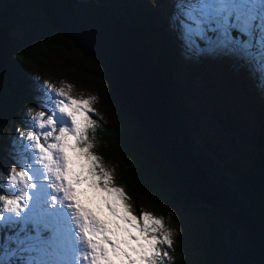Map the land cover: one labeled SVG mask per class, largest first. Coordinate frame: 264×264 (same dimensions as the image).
<instances>
[{
    "label": "snow or ice",
    "instance_id": "1",
    "mask_svg": "<svg viewBox=\"0 0 264 264\" xmlns=\"http://www.w3.org/2000/svg\"><path fill=\"white\" fill-rule=\"evenodd\" d=\"M173 10L186 55L233 58L264 91V0H173ZM42 90L0 170V264H174L173 230L162 216L132 215L92 151L97 97L48 81Z\"/></svg>",
    "mask_w": 264,
    "mask_h": 264
},
{
    "label": "trees",
    "instance_id": "2",
    "mask_svg": "<svg viewBox=\"0 0 264 264\" xmlns=\"http://www.w3.org/2000/svg\"><path fill=\"white\" fill-rule=\"evenodd\" d=\"M96 1L111 3L117 17L131 23L134 31L140 34L147 46L149 56L154 63L161 67L165 80L174 89V101L178 111L183 119L186 118L187 112L183 107L181 94L178 93L179 86L176 85L173 75V72L181 69L180 65L174 60L177 42L172 33L166 32L159 26L163 22L160 17H157L156 21L154 20L149 2L147 0ZM16 26L21 28V34L18 39L9 40L7 38L9 42L7 66L0 78V124H2L0 130L3 128L6 133L12 129V142L9 143L8 139H5L0 133V155L5 154L12 159L11 157L14 154L13 141L19 136V132H15L14 125L16 122L21 123L20 130L22 127L28 126V122L20 116L22 112H19L17 108L22 106L24 99H26L28 105L32 106L30 97L32 98L35 92L27 84L28 80L22 75V72H17L18 61H27L36 67L39 65L41 57L60 54L64 59L61 69L71 80L76 81L80 76H84L93 81H101L102 84L97 83V85L103 87L104 92H106L110 102L109 108L112 113H115V119L118 124L128 126L127 133L120 131L115 124L99 130L97 133L99 138V140L97 139V152L101 153L103 160L107 162L114 160V183L122 186L129 197L128 202L131 203L133 210L138 214L137 202L145 203L150 206L154 215L164 217L168 207L174 203L182 207L187 216L203 215L204 209H207L215 218L214 226L208 228L206 226L203 230V232H206L204 234L206 238L203 237V234L190 237L184 231H180L179 235L175 234L174 247L171 250L174 264H189L187 260H191L190 264H224L221 242L217 238V233L224 226L235 231L242 230V228L237 224L224 223L215 207L182 192L177 184L175 174L168 164L156 153L145 148L134 117L130 116L126 108L119 105V102L115 99V94L110 91L107 77L102 68L79 49L74 48L70 41L44 24L35 0H0V31L7 34ZM24 31L26 33L22 35ZM0 44H2L1 41ZM204 61L203 58H200L202 65H204ZM193 74L201 75L202 71L198 70ZM33 99L36 100V98ZM115 108H117V111ZM257 119L258 128L254 132L253 143L255 153L260 156L256 164V169H259L264 168V123L259 118ZM224 123L228 125L227 122ZM188 139L194 160L213 179L234 181L235 178L253 174L256 170L238 173L234 169L235 162H229L222 157H218L223 169L235 173L232 179H227L213 167L203 165L200 154L196 153L197 145L190 135H188ZM2 165L1 163L0 170L4 169ZM263 192L264 187L256 190L254 197L257 203L252 212L254 220L261 221V223H264V205L260 198ZM175 222L178 226L181 225L177 220ZM212 229L214 230L212 231ZM210 231L212 232L209 233ZM190 251L192 255L189 254Z\"/></svg>",
    "mask_w": 264,
    "mask_h": 264
},
{
    "label": "water",
    "instance_id": "3",
    "mask_svg": "<svg viewBox=\"0 0 264 264\" xmlns=\"http://www.w3.org/2000/svg\"><path fill=\"white\" fill-rule=\"evenodd\" d=\"M35 1L44 24L102 68L115 99L134 117L145 148L168 164L182 192L215 207L223 222L242 228L219 229L223 263L264 264V223L252 216L257 203L254 194L264 187V168L234 181H221L199 166L191 154L173 87L149 56L143 38L131 23L117 17L111 3ZM0 39L1 78L9 53L6 32L0 31Z\"/></svg>",
    "mask_w": 264,
    "mask_h": 264
},
{
    "label": "rangeland",
    "instance_id": "4",
    "mask_svg": "<svg viewBox=\"0 0 264 264\" xmlns=\"http://www.w3.org/2000/svg\"><path fill=\"white\" fill-rule=\"evenodd\" d=\"M147 1L151 7L154 20L156 21V18L160 17L163 22L159 26L166 32L172 33L177 42L174 60L180 65L181 69L173 72V75L176 85L179 86L178 93L181 94L183 107L187 112L184 121L190 137L197 145L196 153L200 154L203 165L213 167L227 179H232L235 173L223 169L218 157H222L229 162H235L234 169L238 173L256 169L260 157L255 153L253 143L254 132L258 128L257 118L264 123V91L260 89L257 78L251 76L246 67L237 65V62L228 56L204 54L191 57L186 55L176 32L171 27V17L174 11L173 0ZM25 33L26 31L22 35ZM20 34L21 28L16 26L6 34V37L9 40L18 39ZM200 58L205 60L204 65L201 64ZM63 60L60 54L41 57L39 65L36 67L27 61H18L17 72H22V75L28 80L27 84L35 92L32 98L30 97L32 106L23 101L22 106H24V109H22V106L17 109L22 112L20 116L28 122L29 126L27 110L30 107L38 108V105L43 102L42 84L44 81L52 83L57 88L62 87L64 84L72 85L71 95L74 97L96 96L98 102L93 104L95 109L93 118L98 120V127L94 134L90 131L89 136L95 145L92 151L102 157V154L100 153V155L97 152L98 131L115 124L120 131L127 133L128 126L118 124L114 117L115 113H112L109 108L110 102L106 92H104L103 87L97 85V83L102 84L101 81H93L84 76H80L76 81L71 80L61 69ZM198 70H201L202 74L194 75L193 72ZM33 98H36V100ZM115 110L117 111V108ZM224 122H227L228 125H225ZM21 126V123L16 122L14 125L15 132H18L17 130H20ZM28 126L22 127L21 130H28ZM11 132L12 129L6 133L3 128L0 130L1 135L8 139L9 143L12 142ZM0 156V164L2 163L4 168L10 166L13 162L5 154ZM102 162L114 174V160L107 162L102 157ZM115 186L118 185L115 184ZM260 198L264 205V192ZM136 207H138L139 213L137 214L133 210L134 208L131 207V214L137 217L140 216L141 210L153 213L150 206L145 203L137 202ZM163 218L174 234L179 235L180 231H184L190 237L203 234V237L206 238L204 236L206 232H203V230L206 226L207 228L214 226L216 222L207 209H204L203 215L190 217L184 213L182 207L174 203L168 207V211ZM175 220L181 225L178 226ZM218 234L219 231L217 238ZM189 254L192 255V252L190 251ZM187 261L189 264L191 263V260Z\"/></svg>",
    "mask_w": 264,
    "mask_h": 264
},
{
    "label": "clouds",
    "instance_id": "5",
    "mask_svg": "<svg viewBox=\"0 0 264 264\" xmlns=\"http://www.w3.org/2000/svg\"><path fill=\"white\" fill-rule=\"evenodd\" d=\"M22 109H24V106H22ZM225 223V222H224ZM226 223H229V222H226Z\"/></svg>",
    "mask_w": 264,
    "mask_h": 264
},
{
    "label": "flooded vegetation",
    "instance_id": "6",
    "mask_svg": "<svg viewBox=\"0 0 264 264\" xmlns=\"http://www.w3.org/2000/svg\"><path fill=\"white\" fill-rule=\"evenodd\" d=\"M25 101H26V99H24ZM130 205H131V203L130 202H128Z\"/></svg>",
    "mask_w": 264,
    "mask_h": 264
}]
</instances>
